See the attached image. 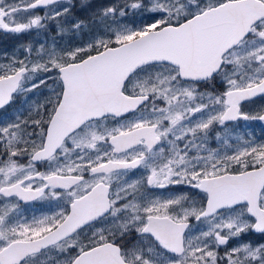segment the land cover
Masks as SVG:
<instances>
[{
  "label": "snow or ice",
  "instance_id": "1",
  "mask_svg": "<svg viewBox=\"0 0 264 264\" xmlns=\"http://www.w3.org/2000/svg\"><path fill=\"white\" fill-rule=\"evenodd\" d=\"M0 33V264H264V139L235 131L264 0H0Z\"/></svg>",
  "mask_w": 264,
  "mask_h": 264
},
{
  "label": "rangeland",
  "instance_id": "2",
  "mask_svg": "<svg viewBox=\"0 0 264 264\" xmlns=\"http://www.w3.org/2000/svg\"><path fill=\"white\" fill-rule=\"evenodd\" d=\"M24 39H32V37H24ZM21 41L18 40L17 38L11 36V35H6L0 33V53H3L5 51H11L14 46H16L18 43ZM257 101H254L252 103H247V107L245 108V111L249 112H256L261 109L262 106H264V98L256 99ZM240 127L237 128L236 134L239 135H244L245 132L248 130H251L253 133L254 137L257 140L264 139V122L262 121H240L238 122ZM43 170V168H41ZM26 208L29 206H25ZM37 209V212H39L40 207L37 206L35 207ZM30 214V213H29ZM249 239L253 240L254 242H264L261 241L258 235H253Z\"/></svg>",
  "mask_w": 264,
  "mask_h": 264
},
{
  "label": "flooded vegetation",
  "instance_id": "3",
  "mask_svg": "<svg viewBox=\"0 0 264 264\" xmlns=\"http://www.w3.org/2000/svg\"><path fill=\"white\" fill-rule=\"evenodd\" d=\"M258 99H260V98H258ZM255 101H257V100H255ZM246 103H252V102H246ZM37 206H39V207H40V205H39V204H36V205H35V207H37Z\"/></svg>",
  "mask_w": 264,
  "mask_h": 264
}]
</instances>
